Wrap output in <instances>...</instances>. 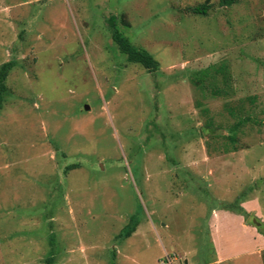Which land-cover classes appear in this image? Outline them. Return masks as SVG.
<instances>
[{
    "label": "rangeland",
    "instance_id": "1",
    "mask_svg": "<svg viewBox=\"0 0 264 264\" xmlns=\"http://www.w3.org/2000/svg\"><path fill=\"white\" fill-rule=\"evenodd\" d=\"M220 2L0 0V264H264V0Z\"/></svg>",
    "mask_w": 264,
    "mask_h": 264
},
{
    "label": "trees",
    "instance_id": "2",
    "mask_svg": "<svg viewBox=\"0 0 264 264\" xmlns=\"http://www.w3.org/2000/svg\"><path fill=\"white\" fill-rule=\"evenodd\" d=\"M236 1L237 0H221L220 5L228 7L236 3ZM211 8L212 5H210L209 3H204L192 7L191 9H189V13L194 15L207 16ZM123 23H125V21H123ZM108 26L111 32L113 42L116 44L120 52L126 56L128 63L141 65L150 73L159 71L160 63L147 50L143 48H137L132 44L130 39L126 35H124V33L119 29L118 18L116 16H112L108 19ZM15 66L16 63L10 61L2 65V67L0 68V112L3 109V104L9 92L6 82L8 76L10 75L11 71L15 68ZM234 138L235 137L230 139L231 143L236 142V139ZM137 226H138V222L135 220V218H131L130 224L123 231L121 238L123 239L130 238L132 234L135 232ZM51 261L52 259H50L48 262ZM111 264H115V263L113 262Z\"/></svg>",
    "mask_w": 264,
    "mask_h": 264
},
{
    "label": "built area",
    "instance_id": "3",
    "mask_svg": "<svg viewBox=\"0 0 264 264\" xmlns=\"http://www.w3.org/2000/svg\"><path fill=\"white\" fill-rule=\"evenodd\" d=\"M166 264H173V262L171 259H169V262H167Z\"/></svg>",
    "mask_w": 264,
    "mask_h": 264
},
{
    "label": "water",
    "instance_id": "4",
    "mask_svg": "<svg viewBox=\"0 0 264 264\" xmlns=\"http://www.w3.org/2000/svg\"><path fill=\"white\" fill-rule=\"evenodd\" d=\"M88 108V107H87Z\"/></svg>",
    "mask_w": 264,
    "mask_h": 264
}]
</instances>
